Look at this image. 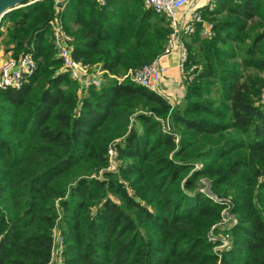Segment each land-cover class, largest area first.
I'll return each instance as SVG.
<instances>
[{"label": "trees", "instance_id": "obj_1", "mask_svg": "<svg viewBox=\"0 0 264 264\" xmlns=\"http://www.w3.org/2000/svg\"><path fill=\"white\" fill-rule=\"evenodd\" d=\"M56 12L55 0H37L0 27L14 57L38 61L27 83L0 93V264H61L59 207L62 264H264V0L203 8L212 35L199 27L188 43L197 69L175 107L129 79L80 102L51 42ZM64 23L76 59L118 75L153 61L171 32L143 0H70ZM244 67L258 73L244 79ZM110 145L123 162L98 179ZM204 178L219 200L200 190ZM227 205L238 223L231 248L216 251L209 235Z\"/></svg>", "mask_w": 264, "mask_h": 264}, {"label": "built area", "instance_id": "obj_2", "mask_svg": "<svg viewBox=\"0 0 264 264\" xmlns=\"http://www.w3.org/2000/svg\"><path fill=\"white\" fill-rule=\"evenodd\" d=\"M55 1L57 4V12L49 23L51 42L57 57L62 62L61 70L69 73L70 77L79 85L78 95L80 102H82L83 97L86 96L89 89H101L108 84L110 79H116L118 83H122L126 79H129L135 84L145 86L150 90L163 95L173 106L181 101L185 94L186 83L193 79L197 69L196 65L190 67L187 65L189 60V48L187 45L188 41L186 40L193 38L199 27L201 29L200 33L203 36L212 34L213 24L207 21L202 10L205 6H209V8L213 10L215 8L214 4H197L198 6H196L193 5V0H143V5L146 9L153 10L157 14L166 17L172 28V33L168 37L163 52L153 61L138 68H130L126 73L118 75L104 68L101 63H85L74 57V36L66 30L64 23V14L70 0ZM93 1L99 7L107 5V0ZM172 55L178 57L177 67L181 75L180 87L184 88L180 98L177 99L176 97L175 101L170 100V93L165 92L166 90L164 91L161 87L169 72V66L165 64L163 60ZM37 67L38 61L32 51L24 52L18 57L12 55L2 60L0 62V93L9 88H21L34 75ZM258 103L264 106V92L259 97ZM164 131L170 132V126L169 128L164 127ZM115 155L116 147L110 145L108 148V165H110V167L112 166V168L116 167V163H114ZM200 167L201 165H197L196 168ZM106 169L107 167L105 170ZM200 190L204 191V188H201ZM223 221L224 215L219 224ZM236 223L237 222H233L232 225L225 224L220 228L219 224L213 226L209 235V240L215 245L214 249L216 251L231 248L232 236L227 228H230ZM56 228L57 227H55V231ZM221 229H224L225 232L218 233ZM55 231L52 263L62 264L64 262V249L62 247V242H56Z\"/></svg>", "mask_w": 264, "mask_h": 264}, {"label": "rangeland", "instance_id": "obj_3", "mask_svg": "<svg viewBox=\"0 0 264 264\" xmlns=\"http://www.w3.org/2000/svg\"><path fill=\"white\" fill-rule=\"evenodd\" d=\"M25 5H27V4H24L23 6H25ZM22 7V6H21ZM208 22H210L211 24H212V22L211 21H209V20H207ZM5 25V30L6 29H8V27H6V23L4 24ZM11 25V24H10ZM167 25L170 27V23H169V21L167 20ZM171 28V27H170ZM67 30V29H66ZM68 31V30H67ZM69 32V31H68ZM70 33V32H69ZM171 33H172V28H171V32H170V34L169 35H171ZM210 35H212V34H210ZM210 35H208V36H203L202 34H201V36H202V38H206V37H209ZM169 37V36H168ZM168 40V39H167ZM2 42V41H1ZM190 41H188V43H189ZM188 45V44H187ZM189 48V47H188ZM189 54H190V50H189ZM151 62V61H150ZM149 62V63H150ZM145 65V64H144ZM193 65H195V64H193ZM143 66V65H142ZM197 66V65H196ZM243 72H244V79H247V78H249L253 73H258V70H256L254 67H244L243 68ZM182 89H184V88H182ZM182 89H180V90H182ZM183 91V90H182ZM177 92V91H176ZM185 94H186V87H185ZM185 94H184V96H185ZM219 94H220V92H219V90L217 89V88H215V90H214V93H213V95L215 96V97H217V96H219ZM184 99V97L181 99V101ZM181 101L180 102H178L176 105H178V104H180L181 103ZM175 105V106H176ZM174 106V107H175ZM136 128H138V129H140V126H139V124L137 123V122H134V124H133ZM167 125H169L170 126V131L172 130L171 128H172V126H171V122H170V120H169V118L168 119H163L162 120V127H163V129H164V127H166V128H169V126H167ZM123 162V160L119 157V152L117 151V149H116V155H115V162L114 163H116V167L115 168H112V166L110 167V165H108L107 166V169L105 170V171H102V172H99L98 174H95V177H97L98 179H101V178H103L104 176H105V174L107 173V172H117V173H119V167H120V164ZM112 168V169H111ZM108 169H110V170H108ZM121 177V176H120ZM122 179V178H121ZM230 206L229 205H227V207L223 210L224 211V221L221 223V224H219L220 226L219 227H222L223 225H225V224H227V225H232V223L233 222H237L238 223V218H237V216H235V214H233V213H230ZM59 214H60V217H59V220H58V223H57V228H56V231H55V240H56V242L57 243H61L62 242V247H63V249L65 250V241H64V234H63V231H62V228H61V225L63 224V214H64V210L62 209V208H60L59 207ZM218 231V230H217ZM217 231H216V233H217ZM223 232H225L224 231V229H221V230H219L218 231V233H223ZM63 258H64V256H63Z\"/></svg>", "mask_w": 264, "mask_h": 264}, {"label": "crops", "instance_id": "obj_4", "mask_svg": "<svg viewBox=\"0 0 264 264\" xmlns=\"http://www.w3.org/2000/svg\"><path fill=\"white\" fill-rule=\"evenodd\" d=\"M196 2H198V5L212 3L216 7V0H193V4L198 6ZM7 24H6V27H8ZM1 30L3 32L5 31V25L1 26ZM189 40H191V38L187 39L186 41H189ZM1 41H2V38L0 37V62L13 55L12 50L4 46ZM163 61L165 64L169 66V72H168V76L164 79L161 87L164 89V91L166 90L165 92L170 93L169 99L175 101L176 97L177 99L180 98L183 92L182 90H184L180 87L181 86L180 84L181 75L177 67L178 57L176 55H172L170 57L164 58Z\"/></svg>", "mask_w": 264, "mask_h": 264}, {"label": "water", "instance_id": "obj_5", "mask_svg": "<svg viewBox=\"0 0 264 264\" xmlns=\"http://www.w3.org/2000/svg\"><path fill=\"white\" fill-rule=\"evenodd\" d=\"M37 0H0V27L2 25L3 18L5 15L15 8H19L24 4L33 3ZM198 4V2H196ZM194 5V4H193ZM203 182L205 184L204 192L215 200H219V197L212 190V182L208 178H204Z\"/></svg>", "mask_w": 264, "mask_h": 264}]
</instances>
